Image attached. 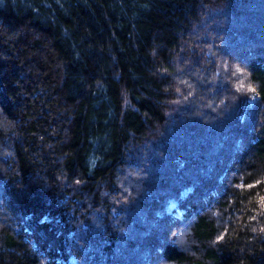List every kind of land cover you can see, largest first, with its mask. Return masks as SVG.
<instances>
[{"label":"trees","instance_id":"obj_1","mask_svg":"<svg viewBox=\"0 0 264 264\" xmlns=\"http://www.w3.org/2000/svg\"><path fill=\"white\" fill-rule=\"evenodd\" d=\"M0 264H264V0H0Z\"/></svg>","mask_w":264,"mask_h":264}]
</instances>
